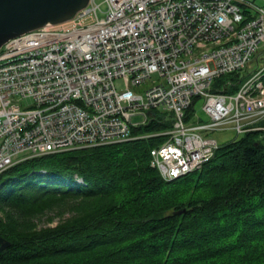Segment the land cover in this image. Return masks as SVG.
I'll return each mask as SVG.
<instances>
[{
  "label": "built area",
  "instance_id": "obj_1",
  "mask_svg": "<svg viewBox=\"0 0 264 264\" xmlns=\"http://www.w3.org/2000/svg\"><path fill=\"white\" fill-rule=\"evenodd\" d=\"M102 2L88 0L69 20L1 44L0 173L48 153L163 136L149 156L168 181L213 156L219 144L209 131L231 123L237 133L264 131L257 0ZM233 72L245 74L237 90L215 86ZM200 96L208 120L188 124ZM157 122L169 125L135 132Z\"/></svg>",
  "mask_w": 264,
  "mask_h": 264
},
{
  "label": "trees",
  "instance_id": "obj_2",
  "mask_svg": "<svg viewBox=\"0 0 264 264\" xmlns=\"http://www.w3.org/2000/svg\"><path fill=\"white\" fill-rule=\"evenodd\" d=\"M243 75H223L229 78L215 86L234 92ZM260 132L218 145L198 169L168 181L150 165L149 150L163 136L48 153L6 168L0 236L10 245L0 264H264ZM43 216L46 225L39 224Z\"/></svg>",
  "mask_w": 264,
  "mask_h": 264
},
{
  "label": "water",
  "instance_id": "obj_3",
  "mask_svg": "<svg viewBox=\"0 0 264 264\" xmlns=\"http://www.w3.org/2000/svg\"><path fill=\"white\" fill-rule=\"evenodd\" d=\"M88 0H0V46L6 40L47 23L73 17ZM10 242L0 236V253Z\"/></svg>",
  "mask_w": 264,
  "mask_h": 264
},
{
  "label": "rangeland",
  "instance_id": "obj_4",
  "mask_svg": "<svg viewBox=\"0 0 264 264\" xmlns=\"http://www.w3.org/2000/svg\"><path fill=\"white\" fill-rule=\"evenodd\" d=\"M102 1L103 0H97V3H99L100 7L103 9L104 3ZM257 1H258V3H260L264 6V0H257ZM154 76L155 75H153V78H155ZM243 76L244 77L242 79L245 78V74ZM228 78H229L228 76H222L223 80H227ZM149 82H151V80L144 83V86H146ZM115 85H116L117 89H122L123 88L122 80L117 79L115 81ZM134 89H136V88H134ZM19 102L22 104V107H24V105H25L24 101H19ZM203 102H204V97L200 96V97H197L194 99L193 105L191 106V108H189V110H187L186 122L188 124H193V122H195L197 119H199L201 121L208 120L207 115L205 114V112L202 109ZM133 120L134 121H140L141 117L140 116H133ZM231 126H233L232 123L225 125L222 129H216V130L209 131L207 136L214 138L217 141V143L220 145V144L229 142L233 139H237L243 135L242 133H237L234 129L231 128ZM259 139L264 143V131L259 133ZM51 214L52 213L47 214L46 216L51 215ZM46 216H43L41 218V220L39 221L40 225H46L47 224L46 223V221H47ZM64 217H67V214H65ZM59 221H60V218H57V216H56V218L51 223H48V224L54 225V224L58 223Z\"/></svg>",
  "mask_w": 264,
  "mask_h": 264
}]
</instances>
